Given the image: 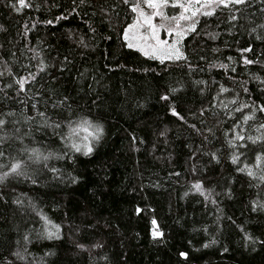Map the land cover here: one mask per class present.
<instances>
[{
	"label": "trees",
	"instance_id": "trees-1",
	"mask_svg": "<svg viewBox=\"0 0 264 264\" xmlns=\"http://www.w3.org/2000/svg\"><path fill=\"white\" fill-rule=\"evenodd\" d=\"M12 4L0 0V171L21 159L27 174L0 183V264H264V0L216 7L187 59L163 63L126 46L123 0ZM62 95L70 109L52 107ZM84 118L104 129L87 156L71 148L83 127L67 139ZM32 148L49 158L28 161Z\"/></svg>",
	"mask_w": 264,
	"mask_h": 264
},
{
	"label": "snow or ice",
	"instance_id": "snow-or-ice-1",
	"mask_svg": "<svg viewBox=\"0 0 264 264\" xmlns=\"http://www.w3.org/2000/svg\"><path fill=\"white\" fill-rule=\"evenodd\" d=\"M16 2L20 5H25L26 0H16ZM174 2H178V0H174ZM197 3H199V0H196ZM9 3L12 5V7L15 8V11L19 12L20 8L16 7L15 4H12V0H9ZM123 3L128 5L129 8L133 11V12H139L140 13V17H142V20L140 18H137V20L133 23V24H128L127 27L124 29L123 32V39L125 41H130V40H134L136 37V32L140 29V28H147L151 30V39H155L156 43L155 45L152 46V54L155 55L156 53H159L158 55V59H160L161 63H163L165 60H181V59H187V57L185 56V54L178 48L176 47V45L179 43V40H175L173 41L172 45H168L166 41H162L159 40L158 37H156V28L157 26L155 24H153L152 22V16H161L162 20H166V19H176V18H168L165 17L164 14L162 12H153L151 14V16L145 14L142 9L140 8L139 4L137 3H132V0H123ZM146 3L151 6V7H157V5H167L169 3V0H146ZM247 0H204V4L208 7H210L211 9H215V7H219V6H223L225 8L229 7L230 5H243L246 4ZM180 7H184V5H180ZM185 11H187V9H185ZM237 11H239V9H237ZM207 15H211L212 12H208L206 13ZM193 15H195V13H193ZM179 19H188V17L183 16V14H181ZM230 20H236L237 16L235 15H231L229 17ZM51 23V22H49ZM176 23L177 26H179V20L176 19ZM161 28L164 27V24L161 23L159 25ZM192 29L194 30L195 25L193 24ZM3 26L0 25V29H2ZM129 30H133L132 34L130 36ZM169 31H171V29H169ZM186 33L183 32H178L177 35L182 37L183 35H185ZM81 43H83V39L81 38ZM85 47H87V45H84ZM128 48H134V47H138L137 44L135 43H127L126 45ZM140 51L144 52V55H149L150 53L147 51H144L143 48H140ZM242 51H250V47L248 49H243ZM65 60H67L68 58L65 57ZM245 62L246 63H253V61L247 60L245 58ZM46 65L44 64L43 61L40 62L39 65V69L40 71H44L46 69ZM189 68L192 67V65H188ZM64 67L63 65L60 68V71L63 72ZM0 75H3V73H0ZM55 79V78H54ZM29 80L35 82L36 80V76L32 73H28V76H21L16 80V83L19 85V89L18 92H23L25 91V85L29 82ZM200 83V82H197ZM5 87H11V85H6ZM221 92L226 91V89H224L223 87H221ZM178 89L175 87H171L169 86L167 88V90L159 97L160 100L162 101H169L173 99V94L177 93ZM37 96L40 95L39 92L36 93ZM99 99V97H98ZM70 100V97L67 95H62L60 99L56 100L53 102L52 107L56 108V107H60L61 105H65L67 106L69 109L71 108V105L68 103V101ZM93 103H95V101H93ZM33 108H36V104L32 105ZM169 110L176 116H179L180 119H183L182 116H180V113L177 111V107H176V102L175 100H173V103L170 105ZM260 111L264 112V106H261ZM204 110L202 109L201 112H203ZM9 115H11V113H9ZM40 116H44L45 113L44 112H39ZM249 119V117H245V120ZM6 125V120L5 119H0V127H3ZM49 126H53V125H49ZM54 127L59 128L60 124L56 123L54 125ZM81 127L84 128V131L87 132L88 134L86 136L83 137V139L76 143V142H72L71 143V148L74 149L76 152H83V154L85 156L90 155L93 152V141H99L101 136L103 135V125L99 124V123H94L92 122L90 119L88 118H84L81 119L79 122H77L75 124L74 127L70 128V132L69 135L67 137V139L69 141H72L74 138V134L75 132L80 129ZM193 127H195L193 125ZM261 128H264V125L260 126ZM209 131H211L209 129ZM163 134V133H162ZM62 139H64V137H62ZM135 139V138H133ZM233 139H240L243 140L244 137L239 136V134H237L236 137H234ZM249 140H252V137H248ZM257 140L259 139H264V137H257ZM256 140H253V143H255ZM0 143H3V140L0 139ZM229 143L231 144L232 141H229ZM30 155H28L27 159L28 161H40V160H47L49 158L48 155L43 154L38 148H32L29 150ZM212 158L213 159H218V157L216 156L215 153H212ZM5 157V153L4 151L0 150V158ZM238 159L237 155H232L231 160L233 163H235ZM262 162H264V153H257L256 155V163L257 166H259ZM25 167H26V163L24 160L21 159H14L11 163L10 166L7 167V171H0V183H3L9 176L15 175V176H25L27 173L25 172ZM245 168L248 169V175L252 176L254 175V172L251 170L252 166L251 165H245ZM244 169H240L238 168L237 171H243ZM53 173H55L57 171V169L53 168L51 170ZM79 179V177H72V182L76 183L77 180ZM261 179H264V176L261 177ZM33 183H36L35 180L32 181ZM197 190L201 189V183L198 181L196 183V185L194 186ZM17 204L21 203L19 200L16 201ZM262 207H264V205H262ZM255 211V208L253 209ZM137 211H140L139 209H137ZM152 223L155 225L156 221L155 219H153ZM57 228V232L59 230V226H56ZM153 236L154 237H159L162 235L161 232L159 231H153ZM45 235L47 236L48 239H52L56 236V232H52V231H47L45 233ZM249 239H251V237H248ZM25 240L28 239V236L24 237ZM100 245H93V247H98ZM80 247H83V245H80ZM18 255V253H17ZM179 255L181 257H187L188 253L187 252H180Z\"/></svg>",
	"mask_w": 264,
	"mask_h": 264
},
{
	"label": "rangeland",
	"instance_id": "rangeland-1",
	"mask_svg": "<svg viewBox=\"0 0 264 264\" xmlns=\"http://www.w3.org/2000/svg\"><path fill=\"white\" fill-rule=\"evenodd\" d=\"M134 3L139 4L142 11L151 16L153 12H162L165 17L168 18H176L179 20V26H177L176 19H166L162 20L161 16H152V22L157 26L156 28V37L159 40L166 41L168 45H172L173 41L179 40V43L176 45L182 52V44L192 29V25H196L197 21L204 15H207L208 12H213L214 10L204 4V0H199V3L196 0H178V2H174V0H169L167 5H157V7H151L146 3V0H133ZM184 5V7H180V5ZM216 8V7H215ZM187 9V11H185ZM195 13V15H193ZM181 14L183 16L188 17V19H179ZM137 18L142 20L139 12H134L133 20L130 24H133ZM163 23L164 27H160L159 25ZM171 29V31H169ZM133 30H129L130 36ZM178 32L186 33L182 37L178 36ZM151 30L145 28H140L136 32V37L134 40L126 41L127 43H135L138 47H134L135 49L140 50L143 48L144 51L149 52L150 54L147 56H151L157 58L159 53L155 55L152 54V46L155 45V39H151ZM142 52V51H141ZM144 53V52H142ZM158 59V58H157ZM153 231H158L157 225L154 226Z\"/></svg>",
	"mask_w": 264,
	"mask_h": 264
}]
</instances>
